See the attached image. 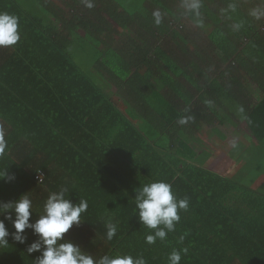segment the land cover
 Returning <instances> with one entry per match:
<instances>
[{"label":"trees","instance_id":"trees-1","mask_svg":"<svg viewBox=\"0 0 264 264\" xmlns=\"http://www.w3.org/2000/svg\"><path fill=\"white\" fill-rule=\"evenodd\" d=\"M26 1L36 2L46 12L27 13L22 3ZM92 2L94 7L89 9L83 0H64L63 9L54 0H0V12L17 17L20 37L14 45L0 46V133L5 141V150L0 154V173L5 171L15 176L12 181L0 179V202L26 194L32 202V220L41 215L42 202L48 195L61 189H66L65 198L77 204L85 200L90 209L89 199L102 196L103 192L102 187L93 189L88 184L103 176L102 169L111 170L113 175L105 174L106 178H100L101 183L106 188L110 182L116 192L119 190L116 183L122 181L120 174L131 168L132 163L135 168L144 167L141 160H146L149 166L146 177H138L141 185L150 183L152 178L164 181L176 177L182 181L167 174L166 169H171L172 174L182 173L178 165L183 162L184 170L192 172L191 179H197L205 170L196 161L195 151L182 141V131L188 127L196 130L205 113L195 114L191 109L188 114L186 111L191 106L183 111L179 100L188 106L192 97H185L190 93L184 91L191 85L194 94L197 93L202 86L195 75L206 77L205 68H217L219 65L214 63L217 61L224 62L218 78L227 81L215 80L210 85L230 95H235L232 75L241 69L240 65H247L248 58L259 60L254 68L259 76L264 72L260 62L264 58V26L259 27L264 22L256 24L242 8V0H200L199 18L185 14L182 0ZM155 10L162 14L159 25L152 16ZM188 44L192 45V51L186 48ZM80 50L89 55L90 71L75 62ZM256 81L264 90V81ZM245 107L248 108L242 118L249 131L262 138L264 97ZM184 117L188 123L178 127L176 138L180 142L171 153L167 145L172 134L166 132L171 122L174 124ZM155 163L157 166H152ZM75 171L79 173L74 175ZM40 173L41 181L35 178ZM153 173L158 176H152ZM217 178L218 182H226L222 187L225 189L235 183L227 177ZM134 190L127 188L128 201L134 198ZM219 203L216 200V205L227 212L230 205ZM89 209L87 214L92 211ZM216 212L217 216L210 217L213 222L224 218L218 208ZM97 214L102 217L105 211ZM256 219L259 217L243 224L258 238L264 221ZM101 222L102 219L90 221L94 226ZM220 222L221 227L215 225L224 230L225 222ZM5 223L9 232L13 231L11 223ZM205 226L208 245L205 255L189 256L186 252L184 256L191 257L194 264H218V255L225 254L228 248L226 243L237 241L239 248L247 244L245 235L235 237L234 232L231 239L230 235L221 234L223 240L215 246L221 245L218 249L222 252L214 253L209 248V235L215 226L209 221ZM235 226L228 225L237 230ZM30 231L26 229L25 233ZM6 246L0 247V264H36L37 253H32L30 262H24L22 254L8 255ZM232 251L220 264H229L236 257L241 264H247L248 257L241 255L244 253L238 249ZM150 254L148 249L143 256L147 263ZM157 258L162 256H152Z\"/></svg>","mask_w":264,"mask_h":264},{"label":"crops","instance_id":"crops-1","mask_svg":"<svg viewBox=\"0 0 264 264\" xmlns=\"http://www.w3.org/2000/svg\"><path fill=\"white\" fill-rule=\"evenodd\" d=\"M263 1L264 0H242V8L258 25L261 22H264V7H261V3L264 4ZM261 26L264 25H259V27ZM206 45L210 47L209 44ZM258 62L259 60L257 61L256 58H248L247 65L241 66L240 63H233V65L235 64L237 67L240 65L241 67V69L236 70L235 74L232 75V81H235V83H232V91L235 95H230L223 92L221 89H214L211 87L210 84L212 81H227L223 77L218 78L220 76L218 74V70L224 65V62L217 61L214 62L216 65H219L217 68H205L207 72L206 77L195 75L197 78L196 81L199 82L198 85L202 86V88L197 93L194 94V90L192 89L191 85L190 89L187 90L188 92L186 90L184 91L185 93H190L185 95V97L192 95L190 98L191 103L188 106L184 105L183 101L176 97L180 102H182L183 111L185 108L187 110V108L191 106V108L186 111L188 114H190L191 109H193L195 110V114L198 113L201 115L205 113V117L199 119V126L196 130L192 129L191 127H188V129L183 128L182 125L184 124L179 123V121L175 122L174 124L169 121L171 122L170 129L166 132V134H172V137L171 135L168 137L169 142L167 148L170 149L169 152L175 150V146L180 142V139L176 138V136H178L176 131L178 127L183 128L182 141L189 145L192 148V151H195L198 157L196 161L200 163L205 171L200 173L197 179H191L192 172L184 170L183 164L186 165L184 162L183 164L178 165L181 167L182 170H179H181L182 173L178 171L172 174L171 169H166L167 174L182 178V181L177 180L176 177H174L173 180L167 178V180L164 181H168V183L171 185V190L177 199L187 198L188 208L186 210H178L180 220L175 224L173 231L167 232L165 239L161 240L157 238L154 243L150 244V248L148 247L146 236L148 234H152L154 230L148 229L145 225L140 223L138 219V210L135 204V196L131 199V201L127 200V188L131 191L132 188L137 190L142 186L138 180V177L145 176L148 172L149 166L146 160H141L142 163L145 164L144 167L138 169L135 168L134 163H132L130 165L131 168H127V170L125 169L124 173L120 174L122 181L120 182L119 179L116 183V186L119 189L118 192H116V189L113 188L114 185L112 186L110 182H107L106 188L104 184L101 183L100 178L105 177V174L107 175L106 177L113 175L111 170L105 172L106 170L102 169L101 172L104 173L103 176L93 184H88V186L93 187V189H101L100 187H102L101 190L103 195L89 199L92 201L90 209H92L93 212L87 208L91 212L89 214L86 212L82 213L81 223L79 225H73V227L64 234L65 238L71 240L75 244H78L82 250L86 252V254H90L94 259L105 254L115 255L118 253L128 254L133 257H143L145 252L150 249V261L148 263L146 262L147 264H169V254L173 250H177L180 251L181 256L183 254L180 264H194L191 257L189 259L184 257L185 252L183 249H187L189 256H201V253L205 255L204 251L208 247L206 244L207 231L205 223L206 221H209L210 225L215 226L214 228L210 229L211 234L209 235V248L213 249L212 251L214 253L216 250L221 251L218 249L219 246V248H222L221 245L215 246L217 241L222 242L223 239L221 234H223L225 237L230 235V238L232 239L234 236L232 233L236 232L235 237H242L245 235L247 242L246 246L241 248H239L237 245V241H234L235 238L232 240L234 241L233 243H226L225 245L228 248L225 249V254L221 251L222 255H218V259L220 260L218 264L225 262L227 258L230 257L233 252L232 250L234 249H238V252L244 253L241 255H246L248 257L247 264H264V224L262 226V234L258 238H255L254 233L246 230L247 226H244L243 224H249L250 220L256 217H259V219L254 221H264V179H262L264 175L253 178V180L248 184L239 181L238 179L234 178V174L238 170V162L240 161L237 159V155L234 154L232 158H228L230 163L229 169L220 170L218 163L219 160L217 159V156H219L220 153L218 152L217 148H214L218 144L216 142L223 139H228L220 131H217V126H215L222 125V123H228L230 127L235 129L239 122H244L248 130V138L246 137L247 144H264V136L260 139L253 136V134L248 129L247 122L242 118V113L244 110H247L245 108H248L245 107L246 105H254L262 97H264V90L258 86L256 81V79L264 81V72H261L259 76V72L254 70V68L257 67ZM260 62L264 68V58H262ZM228 86L225 87L228 88ZM157 87L162 90V88H160L158 85ZM187 88H189L188 84ZM233 97L236 101L233 99ZM238 103L241 105L239 106ZM175 106L177 107L178 105ZM186 117H189V115ZM186 123H188V121ZM208 125H211V131H208V135L213 138V141L211 140V142L214 143H202V141L199 139V134H197L198 130L204 129L206 128L205 126ZM228 140L232 145L244 146L246 144L240 139L233 140L230 138ZM206 144L212 147L214 145V147L208 149ZM221 152H224V150H221ZM230 152L231 148L229 150V154ZM167 156L169 159L172 157L169 153ZM221 157L222 155L220 154L219 158ZM132 166L134 168H132ZM152 166L156 167L157 163L153 164ZM8 169L13 171L16 170L14 166H8ZM78 173L79 171H75L74 175H77ZM151 175L154 177L158 176V174L154 175V173ZM217 176L221 178L227 177L230 181H234L235 183L231 184L227 189L222 188L223 185L227 184H224L226 182H221V180L218 182ZM145 179L143 180L145 181ZM54 181H57V179ZM104 181L108 180L105 179ZM153 181L159 180L152 178L151 182ZM70 184L73 185L72 183ZM73 186L76 187V185ZM61 188L62 187H60V189ZM108 189L109 191L106 193ZM9 190H11V188H9ZM112 190L113 193L111 194ZM135 190L132 192H135ZM116 195H118V198H116ZM216 200L220 201V206L228 203L230 205L228 211L224 212L222 209H220L216 205ZM44 203L45 202L43 201L42 205H44ZM106 203L109 204L106 205ZM255 204L257 206H255ZM216 208L220 210V215L224 216V218H219L225 222L222 226L224 230L216 227L215 224H218L221 227V222L218 218L216 222H213V220L210 219L212 215L217 216ZM41 209H43V207ZM109 209H111V211ZM104 211V216L99 217L97 212L101 213ZM41 214H43V210ZM93 214H95V216H93ZM100 219H102V222L99 226L97 224L94 226L90 223V221L95 222L96 220ZM108 223L115 224L117 229L116 234L111 240L107 239L106 235ZM230 223L236 225L235 228L237 230L228 227ZM25 234L28 237V242L36 239L31 231ZM8 239L9 244L5 248L8 255L22 254L24 256V262L29 261V258L32 254L30 255L26 251L27 245L16 244V246H14L15 241L11 238ZM152 256H162V258L152 259ZM229 264L241 263L236 257L230 259Z\"/></svg>","mask_w":264,"mask_h":264},{"label":"clouds","instance_id":"clouds-1","mask_svg":"<svg viewBox=\"0 0 264 264\" xmlns=\"http://www.w3.org/2000/svg\"><path fill=\"white\" fill-rule=\"evenodd\" d=\"M89 9L94 7L92 0H83ZM181 7L185 14H191L195 18L200 17V0H182ZM154 23L159 25L162 14L159 10L152 13ZM197 23L199 20L197 19ZM239 27V25H237ZM18 19L14 15L0 12V46H10L19 40ZM181 118L179 123H186ZM5 150L3 134L0 133V154ZM8 181L15 179L14 174L0 173V179ZM66 189L52 192L48 195L44 205L43 214L32 220V202L26 194L19 195L14 200L0 202V247H5L8 238L19 244H26V251L31 255L37 253L36 264H146L143 257H133L128 254H105L99 258H93L71 240L65 238L73 225H79L82 221L81 214L87 211V202L80 200L74 203L65 198ZM135 204L138 210L140 223L148 229L154 230L146 236V242L154 243L157 238L165 239L167 232L175 228L180 220L178 210L188 208V200L177 199L171 190V185L164 181L146 183L135 190ZM5 221H9L13 231L9 232ZM31 230L36 237L28 242L25 230ZM116 225L108 223L107 239L111 240L116 234ZM167 230V231H166ZM186 253L187 249H183ZM169 264H180V251L173 250L169 254Z\"/></svg>","mask_w":264,"mask_h":264},{"label":"rangeland","instance_id":"rangeland-1","mask_svg":"<svg viewBox=\"0 0 264 264\" xmlns=\"http://www.w3.org/2000/svg\"><path fill=\"white\" fill-rule=\"evenodd\" d=\"M264 2V1H263ZM26 9L28 10L27 13L29 14H42L45 13L43 9H40L37 7L36 2H22ZM54 3L58 5L60 8H65L64 0H54ZM261 7H264V4L261 3ZM45 16V15H44ZM46 17V16H45ZM82 32V31H81ZM206 44H202V46H205ZM186 48L190 51H192L193 47L191 44H188ZM76 63H78L82 69L85 71H90V58L89 55L84 53L82 50H80L77 54ZM112 94H114L113 90H110ZM122 107V106H121ZM123 108V107H122ZM221 113V112H219ZM215 124V123H214ZM217 126V131H220L222 134H224L228 139H240L246 144L244 146H238V145H232L231 142L228 139H223L221 141H218V143L214 148L218 149V152L222 155L221 158L220 154L217 156V159L219 160V169H229V157L232 158L234 154H236L237 159L240 160L238 162V170L234 174V178L238 179L239 181H242L246 184L251 182L253 178L264 175V144H247V127L244 122H239L237 126L234 128L230 127L228 123H222V125H215ZM206 128L198 130L197 134L200 136V140L207 143H214L213 138L208 135V131L211 128V125L205 126ZM213 130V129H212ZM211 131V130H210ZM217 133V132H216ZM219 134V133H217ZM196 136V135H195ZM216 137V136H215ZM215 141V139H214ZM205 145V144H203ZM207 145V148H213L212 146ZM231 148V152L229 154V150ZM221 150H224V152H221ZM241 150V151H240ZM217 151V150H215ZM229 154V156H228ZM214 163V162H213ZM210 165V164H209ZM264 179V177L262 178Z\"/></svg>","mask_w":264,"mask_h":264},{"label":"built area","instance_id":"built-area-1","mask_svg":"<svg viewBox=\"0 0 264 264\" xmlns=\"http://www.w3.org/2000/svg\"><path fill=\"white\" fill-rule=\"evenodd\" d=\"M37 180L41 181L43 179V174L40 173V174H37L36 177H35Z\"/></svg>","mask_w":264,"mask_h":264}]
</instances>
